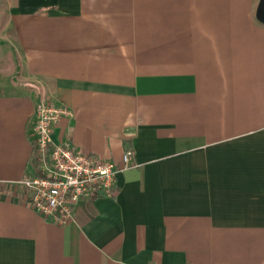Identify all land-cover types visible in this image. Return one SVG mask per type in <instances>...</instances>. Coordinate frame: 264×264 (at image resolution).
<instances>
[{"label":"crops","instance_id":"crops-1","mask_svg":"<svg viewBox=\"0 0 264 264\" xmlns=\"http://www.w3.org/2000/svg\"><path fill=\"white\" fill-rule=\"evenodd\" d=\"M258 2L0 0V264H264ZM41 93L70 110L54 142L133 151L64 226L21 184Z\"/></svg>","mask_w":264,"mask_h":264},{"label":"built area","instance_id":"built-area-1","mask_svg":"<svg viewBox=\"0 0 264 264\" xmlns=\"http://www.w3.org/2000/svg\"><path fill=\"white\" fill-rule=\"evenodd\" d=\"M70 110L41 93L35 104L32 134L35 142L37 173L21 184L28 193L29 206L40 216L64 226L75 221L74 208L83 199L111 196L119 171L131 167L133 151L122 155V166L69 146L54 142L52 134Z\"/></svg>","mask_w":264,"mask_h":264},{"label":"water","instance_id":"water-1","mask_svg":"<svg viewBox=\"0 0 264 264\" xmlns=\"http://www.w3.org/2000/svg\"><path fill=\"white\" fill-rule=\"evenodd\" d=\"M257 19L264 24V0H259L257 10H256Z\"/></svg>","mask_w":264,"mask_h":264},{"label":"trees","instance_id":"trees-1","mask_svg":"<svg viewBox=\"0 0 264 264\" xmlns=\"http://www.w3.org/2000/svg\"><path fill=\"white\" fill-rule=\"evenodd\" d=\"M88 202H90V201H88ZM88 202H87V203H88Z\"/></svg>","mask_w":264,"mask_h":264}]
</instances>
